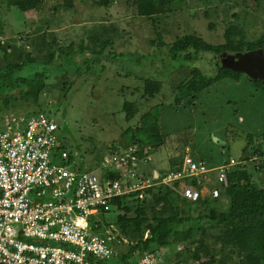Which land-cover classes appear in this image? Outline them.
Wrapping results in <instances>:
<instances>
[{"label":"rangeland","instance_id":"rangeland-1","mask_svg":"<svg viewBox=\"0 0 264 264\" xmlns=\"http://www.w3.org/2000/svg\"><path fill=\"white\" fill-rule=\"evenodd\" d=\"M100 1L70 0L71 5L65 10L62 5H66L67 0H42L36 11L24 6L12 7L9 13L1 16L5 24L0 42L9 46L14 44L17 51L26 44L27 36L30 40L37 32L41 35L42 30L57 32L60 37L57 45L70 41L75 48L82 44L88 49L86 47L91 46L88 35L101 37V29L108 27L114 31L102 35L111 40L106 52L114 54L105 60L87 56L78 74L48 80L38 98L40 105L34 99L24 100L18 90L0 93V126L11 114L21 116L44 112L43 115L58 125L60 142L75 158L76 167L82 161L80 167L88 170L96 165L95 158L101 159L110 148L125 143L123 133L138 125L146 112L153 111L161 141L146 145L148 148L144 156L147 160H141L145 171L140 170L142 174H151L153 170L161 172L169 166L170 158L179 161L185 155L202 160L209 167L220 165L229 157L239 158L247 136L258 138L264 126L262 86L254 84L242 73L237 80L224 78L213 83L198 93L192 102L185 86L191 78L192 67H177L170 72L168 62L155 60L151 64L147 59L141 60L143 66H138L136 53L152 55L161 41L169 45L177 38L192 33L210 44H220L224 42L229 23L242 29L246 41L258 43L264 36V0H180L176 5L181 6L179 9L158 20L156 32L148 19L136 14L131 0H117L107 6L99 4ZM54 6H58L59 10L53 12ZM227 6L231 8L224 9ZM27 18L34 23L25 22ZM41 18H51L59 23L43 29L40 25L38 28L44 22ZM72 32L75 34L72 35ZM57 47L54 46L55 59L58 60ZM258 49L263 51V48ZM249 51L225 53L220 61L229 65ZM115 54L121 55L110 60ZM67 56L64 55V61ZM69 60L75 64L74 53ZM0 66L3 63L0 62ZM36 69L40 68L34 66ZM132 70L137 72L129 73ZM211 71L206 68L205 75H210ZM138 74L141 79L135 78ZM124 100H130L136 106V113L131 119H126L123 111ZM253 162H248L247 169L252 171L253 180L258 182V174L253 173ZM212 173L214 175L211 176ZM209 175L210 181H204L201 186L202 197L210 196L213 187L221 188L214 171ZM127 201L134 206L140 200L130 196ZM227 202L222 194L219 209H224ZM116 214V210L111 209L97 215V219L103 227L106 223L110 224L109 231L112 232L117 230ZM173 247L174 252L181 254H170V264H199L198 260L193 261L183 252L182 243Z\"/></svg>","mask_w":264,"mask_h":264},{"label":"trees","instance_id":"trees-1","mask_svg":"<svg viewBox=\"0 0 264 264\" xmlns=\"http://www.w3.org/2000/svg\"><path fill=\"white\" fill-rule=\"evenodd\" d=\"M114 1L117 0H101L99 4L107 6ZM177 1L180 2V0H131L130 4L136 14L151 22L156 32L158 20L181 7L176 6ZM65 4L62 6L67 10L71 5L70 0H67ZM41 5L42 0H0V36L4 35L5 24V19H1V16L9 13L12 7L24 6L28 10L36 11ZM58 8L54 6L53 12L58 11ZM226 8L231 6L224 9ZM232 15L237 17L235 13ZM29 19L27 18L25 22L30 21L29 24L32 25L34 22ZM41 19L44 22L39 24L38 28L42 25V29L59 23L51 18L50 20ZM110 31L114 29L103 27L101 37L95 34L88 35L91 45L86 47L88 49H85L82 44L75 48L74 43L70 41L63 43L64 45H57L60 37L54 30L50 33L42 30L41 35L37 32L30 40L27 36L28 41L22 49H19L20 51L16 50L14 44L9 46L0 42V62L3 63V66H0V93L8 94L18 90L24 100L34 99L36 104L40 105L38 98L48 80L78 74L87 56L105 60L107 56L109 58L110 54H114L111 51L106 52L111 40L102 35ZM74 34L72 32V35ZM262 37L263 39H260L258 43L248 42L245 40L242 29L229 23L225 29L223 43L210 44L192 33L177 38L169 45L161 41L152 55L137 52L136 60L138 66H143L141 63L143 59H147L151 64L155 60L159 63L168 62L170 72L177 67H192L191 78L185 86L186 94L190 95V101L193 102L198 93L213 83L224 78L237 80L242 73L227 68L220 58L225 53H241L258 48H263L264 54V36ZM54 46H58L56 48L57 56H60L58 60L55 59ZM9 48L11 50L7 52ZM72 53L75 58L74 65V62L69 60ZM65 54L68 55V59L64 61ZM115 55L110 60L118 58L117 55L121 54ZM131 55L135 56L133 53ZM34 66L40 69L34 70ZM65 66L70 69H66ZM72 67L74 69H71ZM206 68L212 70L210 75H205ZM133 71L137 72L132 70L129 73ZM135 78L141 79V76L138 74ZM248 79L264 89V81ZM135 107L132 101H123L122 108L126 113V119L133 117L136 113ZM42 113L44 112L24 115L30 117ZM156 120L155 112H146L138 125L123 133L125 143L121 142V145L138 144L140 149H143L147 144L161 141ZM1 129L0 126V131ZM62 148L65 149V146L62 145ZM235 159L239 163L227 172L228 186L216 187L219 188L217 197H212L210 194L208 197H200L191 202L180 197L173 190L160 186L150 189L148 191L150 197L136 202L134 206L128 204L126 197L114 199L107 212L111 209L117 212L115 220L117 230L111 232L114 238L115 254L109 262H102V264H125L138 260L144 252L156 250L162 253V260L170 264L168 261L170 254L177 256L181 254L173 250V246L179 243L184 246L183 252L193 261L198 260L199 264H206V262L209 264H264V126L258 138L254 139L253 135L247 136L242 155ZM72 160L76 163L75 158L70 155L68 165ZM95 160L98 164L100 158ZM179 161L175 160V163ZM195 161L204 163L202 160ZM248 162H253V173L258 174V182L253 180L252 171L247 169ZM80 165H83L82 161L77 170L83 171ZM188 182L196 185L194 178ZM222 194L228 202L224 209H219ZM105 227L110 229V224L106 223L103 227L99 222V231L104 230Z\"/></svg>","mask_w":264,"mask_h":264},{"label":"built area","instance_id":"built-area-1","mask_svg":"<svg viewBox=\"0 0 264 264\" xmlns=\"http://www.w3.org/2000/svg\"><path fill=\"white\" fill-rule=\"evenodd\" d=\"M58 125L46 115L11 114L0 131V264H102L114 254L113 236L98 229L97 215L116 198L140 201L164 186L194 202L214 171L228 186L227 172L239 162L230 157L209 167L185 155L165 172L142 174L147 147L119 145L98 164L77 170L62 148ZM143 151V155L142 152ZM141 153V156L139 154ZM196 179V185L192 179ZM219 190L211 189L217 197ZM158 250L125 264H166Z\"/></svg>","mask_w":264,"mask_h":264},{"label":"water","instance_id":"water-1","mask_svg":"<svg viewBox=\"0 0 264 264\" xmlns=\"http://www.w3.org/2000/svg\"><path fill=\"white\" fill-rule=\"evenodd\" d=\"M225 66L233 71L244 73L252 80L264 81V54L260 49L251 50Z\"/></svg>","mask_w":264,"mask_h":264},{"label":"crops","instance_id":"crops-1","mask_svg":"<svg viewBox=\"0 0 264 264\" xmlns=\"http://www.w3.org/2000/svg\"><path fill=\"white\" fill-rule=\"evenodd\" d=\"M29 23V22H28ZM140 148V147H139ZM147 158V156L145 157V159ZM172 158H170V160H169V166L168 167H164V169L161 171V172H165V171H167L168 169H170V168H173L174 166H176L175 164H179L181 161H182V159H180V161L179 162H176L175 163V160H171ZM147 160V159H146ZM177 161V160H176ZM174 165V166H173ZM142 165H141V162L139 163V171L141 170L142 172H145L144 171V169H143V167H141ZM157 171L156 170H153V172L151 173V174H148V176L149 175H155V173H156ZM161 172H158V173H161ZM147 175V174H146ZM212 175H214L213 173L211 174V176ZM209 179H210V176H209Z\"/></svg>","mask_w":264,"mask_h":264},{"label":"clouds","instance_id":"clouds-1","mask_svg":"<svg viewBox=\"0 0 264 264\" xmlns=\"http://www.w3.org/2000/svg\"><path fill=\"white\" fill-rule=\"evenodd\" d=\"M114 147H115V146H114ZM114 147H112V148H114ZM144 147H146V146H144ZM147 148H148V146H147ZM110 149H111V148H110ZM110 149H109V150H110ZM109 150H108V151H109ZM100 160H101V159H100ZM100 160H99V161H100ZM140 162H141V161H140ZM105 230H108V231H109V229H104V230H102L101 232H105ZM109 232H110V231H109ZM110 233H111V232H110Z\"/></svg>","mask_w":264,"mask_h":264}]
</instances>
